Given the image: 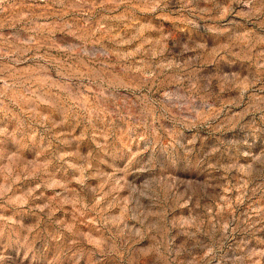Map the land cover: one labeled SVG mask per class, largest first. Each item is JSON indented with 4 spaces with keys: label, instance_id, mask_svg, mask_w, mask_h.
Here are the masks:
<instances>
[{
    "label": "rangeland",
    "instance_id": "374dc122",
    "mask_svg": "<svg viewBox=\"0 0 264 264\" xmlns=\"http://www.w3.org/2000/svg\"><path fill=\"white\" fill-rule=\"evenodd\" d=\"M0 264H264V0H0Z\"/></svg>",
    "mask_w": 264,
    "mask_h": 264
}]
</instances>
